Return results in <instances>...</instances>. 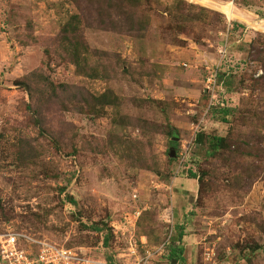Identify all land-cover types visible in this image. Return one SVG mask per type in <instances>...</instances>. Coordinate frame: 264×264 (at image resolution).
<instances>
[{
    "label": "rangeland",
    "instance_id": "obj_1",
    "mask_svg": "<svg viewBox=\"0 0 264 264\" xmlns=\"http://www.w3.org/2000/svg\"><path fill=\"white\" fill-rule=\"evenodd\" d=\"M82 10L0 0V248L23 233L92 264H264V63L251 52L264 0H140L127 11L142 32L85 23L76 54L63 29ZM215 135L228 140L216 154Z\"/></svg>",
    "mask_w": 264,
    "mask_h": 264
},
{
    "label": "trees",
    "instance_id": "obj_2",
    "mask_svg": "<svg viewBox=\"0 0 264 264\" xmlns=\"http://www.w3.org/2000/svg\"><path fill=\"white\" fill-rule=\"evenodd\" d=\"M75 2L82 10L81 3L84 2L89 6L97 5V8H93L95 13L88 11L87 14L85 12L78 13L72 15L68 20L67 24L63 29L64 37L66 41L77 47V51L82 46L83 41H81L80 37V29L81 25L87 23V25L92 26L93 24L99 25L103 28L111 29L114 31H119L123 33H133V32H142V25L144 21H147L144 18V15H138L134 12L127 11V8H135L138 6L140 0H72ZM180 9L176 10L174 14H178ZM123 17L122 20L125 22L132 21L134 18L138 20L137 25H128L127 22L123 23L122 20L117 21L118 18ZM140 21V22H139ZM140 36V35H138ZM255 52L260 58V61L264 63V50L260 48L256 49V46H253V50L251 52ZM79 54V51L78 53ZM229 114L226 113V115ZM204 136L200 135L199 140L201 141ZM228 140L226 137L223 136H213L209 139V148L212 150L214 154L219 152L223 147L227 146ZM175 146H178V141H172ZM23 161V160H22ZM193 178H197L199 181L201 177H198L196 174L192 173ZM149 235V234H147ZM183 238L181 232V239ZM183 252L182 249H178L175 245L171 247L170 258L174 261H178L181 253Z\"/></svg>",
    "mask_w": 264,
    "mask_h": 264
},
{
    "label": "built area",
    "instance_id": "obj_3",
    "mask_svg": "<svg viewBox=\"0 0 264 264\" xmlns=\"http://www.w3.org/2000/svg\"><path fill=\"white\" fill-rule=\"evenodd\" d=\"M27 246H36L37 249L30 252L26 249ZM92 262L77 249L35 239L23 233L8 234L1 242L0 264H92Z\"/></svg>",
    "mask_w": 264,
    "mask_h": 264
},
{
    "label": "water",
    "instance_id": "obj_4",
    "mask_svg": "<svg viewBox=\"0 0 264 264\" xmlns=\"http://www.w3.org/2000/svg\"><path fill=\"white\" fill-rule=\"evenodd\" d=\"M176 155H177L176 150L175 149H172L171 150V156L176 157Z\"/></svg>",
    "mask_w": 264,
    "mask_h": 264
}]
</instances>
